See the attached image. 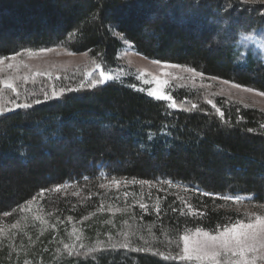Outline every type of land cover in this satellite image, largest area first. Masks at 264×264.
<instances>
[{
  "label": "trees",
  "instance_id": "16d2710c",
  "mask_svg": "<svg viewBox=\"0 0 264 264\" xmlns=\"http://www.w3.org/2000/svg\"><path fill=\"white\" fill-rule=\"evenodd\" d=\"M241 5L238 0H0V56L65 47L89 52L113 69L121 46L115 32L149 59L264 92V64L253 48L241 57L243 31L256 26L249 12L255 7ZM217 41L222 46L213 47ZM171 96L176 109L109 83L1 116L0 213L38 197L41 189L94 174L99 165L111 178L170 180L264 204V113L220 100L221 120L202 91ZM76 155L80 161L74 166ZM192 199L207 208L194 228L229 224L227 213L212 207L223 199L202 193ZM163 226L175 232L177 222L166 220ZM137 257L139 264H164L156 256ZM8 258L0 253V260Z\"/></svg>",
  "mask_w": 264,
  "mask_h": 264
},
{
  "label": "rangeland",
  "instance_id": "374dc122",
  "mask_svg": "<svg viewBox=\"0 0 264 264\" xmlns=\"http://www.w3.org/2000/svg\"><path fill=\"white\" fill-rule=\"evenodd\" d=\"M238 1L244 5H241L243 8L255 7L249 12L250 14L253 12L252 22H256L255 28H252L251 32L243 31V35H247L249 31L254 34L257 42L247 46H243L241 42L240 47L243 49L241 57L246 58L249 49L253 48L256 59L264 64V49L260 47V44L264 43V40L261 39L264 37V26L260 24L261 19L264 18V3ZM242 7L238 8V11ZM223 29L225 27L222 28V32H224ZM113 35L121 42L116 55L117 66L113 69H122L128 73L127 76L121 77L124 81L122 85L135 83L139 88L154 87V84H144L143 80L135 78L140 72H146L149 80L152 76L168 79L169 83L165 90L169 95L181 90L202 91L212 101V104L216 105L217 101L223 100L228 104L264 113V96H257L255 92H245L242 88H233L231 84L235 82L227 80L230 83L224 84L222 83L224 79L219 77L212 79L215 76H209L202 72V76H194L193 73L186 72L183 68L165 69L162 67L164 62L160 65H153L152 59L137 54L133 44L122 35L115 32ZM212 44L213 47L222 46L220 41ZM53 49L54 51L51 52L34 51L38 55L32 57L27 54L18 57V60L29 66L28 68L21 66L18 72L15 69H7L8 61H6L5 71L0 72V79H6L9 75H27L30 77L27 83L16 80V84L21 86V91L25 88L38 90L41 85H44L48 88L49 94L51 81L48 79V73H51L52 81H55L57 88L60 86L78 87L82 79L87 85L88 78L85 74L81 77L77 76L76 70L84 69L85 73L91 70V61L94 59L91 54L82 52L69 55L68 53L71 51L65 47ZM165 71L170 73L168 77L162 76ZM36 72H40L41 75L35 76ZM56 76H60L61 80L56 81ZM109 83L121 84L120 82ZM253 89L263 92L258 88ZM87 90L92 89L85 86L77 92ZM70 93L74 92L65 94ZM140 93L155 100L149 97L146 91ZM5 96L7 99L16 98L9 89H5ZM41 99H43L42 96ZM165 102L170 103V101ZM19 110L22 109L13 112ZM74 158L73 165L77 166L80 161L79 157L76 155ZM116 180L120 181L118 186L113 183L103 166L99 165L94 174L86 172L80 178L73 176L62 184L68 185L66 188H61L59 191H56L55 188L46 191L41 199H38V196L23 211L20 206L25 203L13 207L11 212H8L9 215H4L6 212L0 213V253H3L5 258L9 257L7 261L6 259L0 260V264H26V262L27 264H139L138 255L154 258L156 256L158 257L156 260L164 264H189V262L180 261L178 258L166 260L161 253L177 256L181 251L183 244L179 240L180 235L177 231L182 230L183 234L185 228H194L193 226L199 222V218L207 208L202 202H198L197 206L194 205L192 198L199 193H205V191L180 182H173L171 186L160 183L165 181L163 179L144 185L132 183V181H140L138 179L120 178ZM207 196L218 199V196L215 195ZM141 203L147 207L141 209L139 206ZM259 205L264 204L255 203L254 198L252 201L245 199L241 203L223 199V203L213 204L212 207L216 211L226 212L227 223L230 224L238 217L246 221L248 219L246 214L264 215V207ZM157 206L160 209L159 213L156 211ZM166 220L171 224L177 222L175 232L164 228ZM12 224H17V227L13 228ZM124 234L127 236L129 248L109 247L110 244L124 243ZM77 236L80 237L79 240ZM145 240L148 241L147 244H145ZM98 241L103 243L98 244ZM65 243L75 245L72 249V256H69L67 250L64 249ZM80 244L85 247L81 248ZM136 247H150L152 251H131V248ZM93 248L96 249L95 252L91 251ZM151 260L152 258L149 259V261ZM145 264L151 263L147 261ZM258 264H264V262H258Z\"/></svg>",
  "mask_w": 264,
  "mask_h": 264
},
{
  "label": "snow or ice",
  "instance_id": "6c2138e0",
  "mask_svg": "<svg viewBox=\"0 0 264 264\" xmlns=\"http://www.w3.org/2000/svg\"><path fill=\"white\" fill-rule=\"evenodd\" d=\"M243 2H252V3H264V0H243ZM264 40V37L261 38ZM256 37L254 34H247L242 37V45L247 46L252 43H256ZM260 47L264 49V43L260 44ZM40 52H51L54 49H40ZM251 51V49H249ZM27 54V56L32 57L38 55L37 52H34L32 49H24L23 51H17L13 55L0 56V72L5 71V64L7 69H15L17 72L20 67L28 68L29 66L23 61L18 60V57ZM69 55L74 53L69 52ZM139 54V53H137ZM87 55V53H84ZM153 65H160L162 62L159 60H151ZM162 67L165 69H180L183 68L186 72L193 73L194 76H202L201 72H198L194 68L184 67L180 64L172 63H163ZM35 76H40V72H36ZM128 73H125L122 69H112L105 67L101 62H98L96 59L91 61V70L85 73V76L88 78L87 85H85V80H81L78 87H64L60 86L57 88L55 81H52L51 73H48V79L51 81V92L44 85H41L39 89L36 88H25L23 91L20 90V87L16 84V80H22L27 83L30 79L29 76H17L9 75L6 79H0V116H4L6 113H11L17 109L29 110L34 106L41 105L47 101L56 99H63L65 93L68 92H77L80 89L87 86L90 89H95L97 86L105 85L109 82H120L124 83L122 76H127ZM146 72H140L135 78L138 80H143L144 84H154V87L148 89L139 88L135 83H128L126 87L131 88L135 91L145 92L149 97L154 98L156 101H170L167 105L169 108L176 109L178 107L176 100L173 96L167 93L166 86L168 85V79H162L157 76H152L151 80L147 79ZM170 73L167 71L162 73L163 77H168ZM216 79V77H212ZM56 81L61 80L60 76L55 77ZM224 84H229L227 80L222 81ZM233 88L241 89L245 92H255L257 96H264V92L256 91L253 88L242 87L240 84L232 83ZM5 89L11 90L15 94V99H7L5 96ZM41 96L43 99H41ZM207 103L212 104L211 100H208ZM212 107L215 108L216 112L219 114L221 120H224V112L220 108L216 107L215 104H212ZM197 105L193 104L192 109H196ZM184 111H190L191 109L184 108ZM261 128H264V124L260 125ZM248 132L254 131L252 128L247 129ZM149 140L153 139V134H149ZM113 183L120 184L119 180H116L115 177L111 178ZM132 183H139L141 185L151 184L152 181L140 180L132 181ZM160 183H166L172 185L173 181L165 180ZM68 185H57L55 190L59 191L61 188H66ZM104 187V185H101ZM47 189H41L38 196H43ZM204 195H214L213 193L205 192ZM217 198L224 200H231L234 203H241L243 200L247 199L252 201L253 197H241L239 195H223ZM37 197H33L31 200L27 201L25 205H21L20 208L23 211L25 207L31 205ZM141 209H145L147 206L143 203L140 205ZM264 207V205H259ZM175 211V209H173ZM156 211L159 213L160 209L157 206ZM182 215L184 213H181ZM4 215H9V213H4ZM248 219L245 221L243 219H236L235 222L218 226L216 230H205L201 226H196L195 228H185L182 235H180L179 240L182 241L183 247L177 256L161 255L164 256V259H179L180 261L189 262V264H258V262H264V215L261 214H246ZM71 219V218H70ZM13 228L17 227V224H12ZM125 235V242L120 244H110L111 248H129V242L127 241V236ZM79 240L80 237L77 236ZM111 240V237H109ZM102 241H98V244H102ZM148 241L145 240V244ZM75 245L64 244V249L67 250L69 256L73 255L72 249ZM81 248L85 246L80 244ZM92 252H95L96 249H91ZM131 251L134 252H151L150 247H136L131 248ZM27 264V262H26Z\"/></svg>",
  "mask_w": 264,
  "mask_h": 264
}]
</instances>
